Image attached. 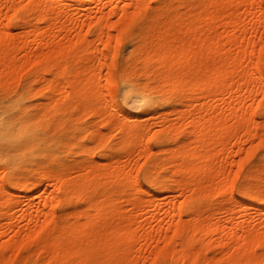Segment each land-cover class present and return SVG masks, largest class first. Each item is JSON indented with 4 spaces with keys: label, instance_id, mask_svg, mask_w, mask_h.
I'll return each mask as SVG.
<instances>
[{
    "label": "bare ground",
    "instance_id": "bare-ground-1",
    "mask_svg": "<svg viewBox=\"0 0 264 264\" xmlns=\"http://www.w3.org/2000/svg\"><path fill=\"white\" fill-rule=\"evenodd\" d=\"M17 1L0 0V82L48 94L75 91L86 104L61 107L65 96L60 106L45 103L32 110L35 124L44 123L42 156L31 166L6 159L0 164V264H264L255 261L264 258V225L255 227L264 217V195L257 201L264 189H255V174H233L231 193L242 196L221 206L216 195L215 209L205 215V193L218 177L228 181L231 166L221 175L210 171L211 163L192 168L197 158H255L264 143H255V116L264 114V77L255 75L264 27L256 25L246 36L255 3L262 15L264 0H105L94 11L80 0ZM240 6L247 22L240 21ZM189 38L176 71L163 51L153 60L141 45L152 40L178 50ZM130 41L133 49L123 59L117 47ZM207 44H221L217 60H209ZM210 65L212 79L202 86ZM171 78L170 103L182 106L176 120L140 131L135 124L146 118L139 114L167 95L164 83ZM185 80L189 84L182 86ZM99 86L120 96L118 107L99 101ZM217 99L222 106L213 104ZM14 128L0 113L4 158L20 138ZM148 133L139 151L144 161L132 167L128 145ZM76 154L84 157L76 162ZM38 186L41 200L35 201ZM17 205H25L23 224L7 217ZM235 205L242 209L234 217ZM160 209L165 214L156 229L138 222L143 214L150 221ZM259 209V217L251 215ZM208 232L213 244L228 248L219 260L199 256L196 244ZM141 249L147 256L140 257Z\"/></svg>",
    "mask_w": 264,
    "mask_h": 264
},
{
    "label": "rangeland",
    "instance_id": "rangeland-1",
    "mask_svg": "<svg viewBox=\"0 0 264 264\" xmlns=\"http://www.w3.org/2000/svg\"><path fill=\"white\" fill-rule=\"evenodd\" d=\"M83 2V5L85 7H89L88 9L94 11L97 6L101 3H103L105 0H80ZM258 1V0H256ZM69 3H76L77 0H67ZM198 2V0H197ZM15 4H18L17 0H14ZM153 4H155L153 2ZM232 6H229L231 8L237 9L238 6L236 4H231ZM237 6V7H236ZM191 13H196V7L191 10ZM239 11L241 12L242 16L240 21H246L249 18L245 17V6H240ZM261 10L259 7V4L256 2L255 3V18L253 22H250L246 25L247 33L246 36H249V31L256 25H259L260 27H264V14L261 15ZM255 22V25H254ZM33 24H36V22H33ZM32 24V25H33ZM15 31H18L15 29ZM62 32V34H64ZM154 35H158L156 32ZM62 36V35H61ZM60 36V37H61ZM174 35H171L169 39H171ZM32 38V36H29L28 39ZM63 42L65 41V38L63 37L61 39ZM184 43L183 46H181L180 49L176 50L175 47L173 46H159L156 44V42L149 40L146 41L145 43H142L143 49H147L146 54L150 56L153 60L157 59V56L159 52L163 51L165 56L168 59H173L174 61L169 65V67L174 68L176 71V66L177 63L180 60H183L186 56L187 52V46L189 45V40L191 38L187 39ZM98 48H103V44L100 41H96ZM208 48V44L205 46ZM133 49L132 47V42H126L122 43L120 47H117V52L121 54L123 59H126L129 55L131 50ZM163 49V50H162ZM80 52L75 53L72 57H70L69 60L70 62H74L76 58L79 56V54L82 53V49L79 50ZM221 51V44H217L215 48L211 49L208 48L206 50V53L209 54V60H217L219 52ZM245 66V65H244ZM213 65H210L207 70V75L206 79L201 83L202 86H205L208 84L209 80L212 79L211 74L214 71ZM180 70V69H177ZM255 75H259L261 77H264V52L261 53L259 62L255 64ZM173 79L167 80V82L164 83V85L168 86V88L171 86ZM189 84V81H183L182 86H186ZM162 85V84H161ZM160 85V88H161ZM197 86L190 87L189 90L193 89V93L195 92ZM99 89H101V93L96 94L97 97H100L101 102L106 104L108 103L109 106L115 108L119 106V101H120V96H117L115 94H112L111 96L107 94V90L104 87L99 86ZM97 89V88H96ZM45 89H39L37 88L36 90L28 88L26 85L24 87H19L17 85V82L15 81H8V82H0V113L4 118L6 119L7 123H12L15 126L14 128V133L19 136V141H17V145L10 151L12 156H9L7 158H4L1 156V148H0V164L6 159L9 162H16V161H21L22 163L26 164L27 166H31L34 164L35 160L40 158L42 156V152L44 149V145H40V141H44L45 138L43 135H40V132H42V127L44 125L43 122L39 123L38 125L35 124L34 120L30 116V112L32 110L40 109V107L45 103H48L49 105H53V103H56L57 106L61 105V99L67 96V100L62 105L61 107H71L73 105V102L76 104V102L82 103L81 106H84L85 100L80 102V99L82 98V93H76L74 92H60L57 91L53 94H48L45 93ZM205 91V90H204ZM101 96H98V95ZM90 96V95H88ZM222 95H218L217 98H221ZM173 97V91L169 88L167 91V95L162 99V98H157L155 99L150 107L149 110L150 112H143L139 114V117L145 119V120H140L137 121L135 125L139 128L141 131L143 127L141 126H146L148 128H151L152 131L155 130L159 126L160 123L169 121V122H174L178 116L177 112L182 108L178 102H172L170 103L171 98ZM88 98V97H87ZM208 98H204L202 101H206ZM213 104H217V106H222V101L220 99H217L216 101H213ZM60 107V108H61ZM135 111V110H132ZM31 118V119H30ZM255 143L261 141L264 139V114L259 113L258 115L255 116ZM34 123V124H33ZM146 132V131H145ZM151 133V132H150ZM143 135L142 141L138 138H133L131 139V142L129 143V150H128V158L130 164H132V167H135L134 163L138 161V163H142L144 161V156H140V150L142 146L146 142V138H148L149 134ZM110 134H115L114 132H111ZM52 136H55L54 133H52ZM43 137V139H42ZM1 144V140H0ZM98 150V149H96ZM120 152H118L114 158L117 159L120 156ZM234 154V153H233ZM83 154H76L73 155L72 158L75 159V161H79L81 158H83ZM182 161L189 162L190 158H183ZM211 163V166L209 169L210 171H218V175L222 174V171L226 166H231V172H230V177L228 178V181H222L221 176L218 177L217 179L214 180V182L211 184L212 187L209 188V190L205 193V197H203L201 204H204L206 207L202 211L205 212L206 214H209L213 212L214 207V200L217 195V200L219 205H229L232 203L234 200V197H241L242 195L240 193L232 192V182L235 181V174L236 172H242L243 174H255V178H253V182L255 183V189L257 187H262L264 189V143H261L257 149L255 150V158H238V155H235V158H220L217 155V158H197L193 161V166L192 168H196V166H203V164ZM181 172H183L181 170ZM246 178V177H243ZM246 180V179H245ZM189 181L193 182V178L190 179ZM201 185H205V182L202 180H198ZM257 186V187H256ZM39 187V186H38ZM36 187L35 189L36 192H34L35 196V201H40L41 198L38 197V194L41 193L40 187ZM219 188V189H218ZM129 190H132L130 188ZM263 191V190H262ZM264 192V191H263ZM264 194H260L257 198L258 202H261L262 197ZM179 200H181L183 197L180 195L177 197ZM204 205H201L204 207ZM264 205V203H263ZM25 205H17L12 207L9 212L7 217H10V215H14L16 218L19 219V224H23L26 222V218L24 217L23 214V208ZM242 209L240 205H235L234 207V217L238 214V210ZM229 210V209H228ZM238 211V212H237ZM262 210H255V212H251V215L254 216L255 218L259 217L261 215ZM156 216L151 219L150 221L146 219L145 221L143 220L144 218L148 217L149 214H143L142 216H139L138 222L143 221V227L146 229H150L153 227L154 229L157 228L158 226V221L164 216V209H160L157 211ZM167 219L163 220V224H165V221ZM263 225H264V217L259 218V221L255 223L256 228H261L260 230H263ZM135 227V225H134ZM227 235L224 234L223 237H226ZM138 238V237H137ZM212 236L208 232L206 235L205 242L202 245L196 244V247L200 251V257L201 259L208 261L210 260L211 257H213V260H219L221 258V255L224 253V250H227L228 248H225L221 245V243L215 245L211 241ZM225 240V239H224ZM143 241H141L142 243ZM154 244V243H153ZM140 247V244L137 243L135 245V249L138 250ZM257 245L255 244V251L256 253L260 251V249H257ZM103 253H105L104 249L101 250ZM148 251H139L140 257H144L145 255L147 256ZM134 255V254H133ZM137 255V254H136ZM255 261H263L264 258H260L255 256Z\"/></svg>",
    "mask_w": 264,
    "mask_h": 264
}]
</instances>
